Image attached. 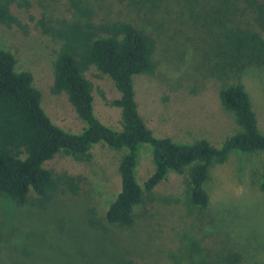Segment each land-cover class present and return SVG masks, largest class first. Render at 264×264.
Segmentation results:
<instances>
[{
	"label": "rangeland",
	"instance_id": "obj_1",
	"mask_svg": "<svg viewBox=\"0 0 264 264\" xmlns=\"http://www.w3.org/2000/svg\"><path fill=\"white\" fill-rule=\"evenodd\" d=\"M12 14L20 26L0 25V50L11 52L17 71H28L41 93V107L51 122L66 133L85 128L64 93L52 94L54 62L60 42L42 33L39 21L68 16L65 0H17ZM100 20L126 21L155 41L151 75L133 79L139 115L154 137L179 144L205 139L220 147L238 130L234 118L220 104L223 87L241 83L264 135V66L245 65L247 57L227 50L223 34L230 28L264 33L243 1L242 10L226 8L218 0H83ZM244 65V66H242ZM92 84L93 112L106 127L119 131L120 110L108 104L119 97L109 77L90 66L84 73ZM104 96L105 99L102 98ZM126 150L103 143L90 149L89 163L58 154L47 167L82 175L76 196H57L49 209H18L0 197V264H112L127 257L141 264H170L169 254L189 237L201 242L212 258L229 251L241 264H264V189L260 188L262 154L233 152L210 169L204 188L209 205L193 210L185 204L186 174L170 173L153 190L154 201L134 208L130 228L92 229L88 210L102 218L120 191L118 165ZM151 147L138 149L135 178L139 185L153 173Z\"/></svg>",
	"mask_w": 264,
	"mask_h": 264
},
{
	"label": "trees",
	"instance_id": "obj_2",
	"mask_svg": "<svg viewBox=\"0 0 264 264\" xmlns=\"http://www.w3.org/2000/svg\"><path fill=\"white\" fill-rule=\"evenodd\" d=\"M68 16L39 21L43 34L60 42L54 62L52 94L64 93L77 117L85 123L78 135L66 133L51 122L41 107V93L28 71L16 70V59L0 50V197L16 208L45 212L57 196H76L85 182L82 175L47 167L62 153L76 161L89 163L90 149L103 143L113 150H126L118 165L120 191L102 218L88 210L87 224L95 230L107 227L130 228L135 224L134 208L155 199L153 190L170 173L186 174L185 204L193 210L208 207L204 188L214 165L224 164L233 152L262 154L261 185L264 189V135L259 131L256 114L241 83L219 90L223 109L234 118L238 130L220 147L205 139L179 144L168 137L156 138L139 115L134 98L133 79L151 75L155 64L153 37L126 21H104L83 0H65ZM226 8L239 11L237 2H245L253 21L264 25V0H218ZM28 6L25 1L0 0V25L20 26L12 14L13 4ZM223 46L247 57L245 65L264 66V33L251 28H230L223 34ZM93 66L107 76L119 93L108 104L120 110L119 131L103 125L93 112L92 84L84 73ZM244 66V65H242ZM103 99L104 96L101 95ZM151 147L153 173L139 185L135 178L138 149ZM3 240L0 231V245ZM170 264H241L239 253L229 251L212 258L200 241L186 237L169 254ZM112 264H141L127 257H117ZM262 264V263H254Z\"/></svg>",
	"mask_w": 264,
	"mask_h": 264
}]
</instances>
